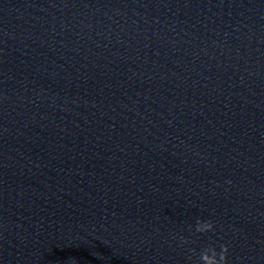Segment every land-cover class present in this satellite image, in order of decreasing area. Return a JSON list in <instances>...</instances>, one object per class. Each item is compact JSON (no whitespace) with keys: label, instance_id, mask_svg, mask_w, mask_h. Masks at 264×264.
<instances>
[{"label":"clouds","instance_id":"clouds-1","mask_svg":"<svg viewBox=\"0 0 264 264\" xmlns=\"http://www.w3.org/2000/svg\"><path fill=\"white\" fill-rule=\"evenodd\" d=\"M228 183H231V181H228ZM213 231H215V227L212 221L197 220L195 232L204 234ZM178 239L181 246L189 243L186 237L180 236ZM188 251L191 253L188 259L191 260L192 256L196 255V249L191 248ZM228 256L229 246L227 244H221L219 249H217L214 244L210 243L199 251L198 260L199 264H228Z\"/></svg>","mask_w":264,"mask_h":264}]
</instances>
